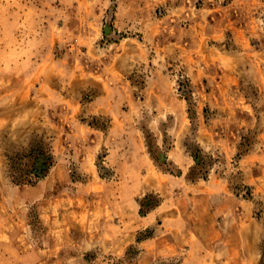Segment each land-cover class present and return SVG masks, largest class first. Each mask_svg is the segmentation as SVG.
<instances>
[{"label":"rangeland","instance_id":"obj_1","mask_svg":"<svg viewBox=\"0 0 264 264\" xmlns=\"http://www.w3.org/2000/svg\"><path fill=\"white\" fill-rule=\"evenodd\" d=\"M194 42L245 53L193 64ZM184 183L264 228V0H0V264H135L41 220L143 217Z\"/></svg>","mask_w":264,"mask_h":264},{"label":"crops","instance_id":"obj_2","mask_svg":"<svg viewBox=\"0 0 264 264\" xmlns=\"http://www.w3.org/2000/svg\"><path fill=\"white\" fill-rule=\"evenodd\" d=\"M220 33H211L210 36ZM177 42H169V48L181 47ZM194 43L192 52L182 51L187 55L184 58H190L193 64H200L201 61L209 65L221 62L235 71L236 59L245 53L229 50L220 43L206 45L200 57L195 55L200 52V46ZM193 56L197 60H193ZM221 81H227V78ZM229 81L237 80L231 78ZM204 133L201 131V134ZM184 184L188 190L180 192L173 200L161 202L143 217L136 212L131 220H122L121 209H112L107 219L103 220L41 221L48 227L47 232L52 235V240L59 238L54 236L57 233L68 236L81 234L85 246L91 248L98 245L117 256L124 255L131 245L138 244L142 256L135 264H151L176 255L186 256L181 264H255L264 228L261 223L251 220L250 216L237 220L235 212L237 201L245 207L248 204L237 200L224 184ZM155 224L159 227V233L141 239V233Z\"/></svg>","mask_w":264,"mask_h":264}]
</instances>
